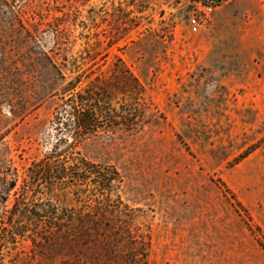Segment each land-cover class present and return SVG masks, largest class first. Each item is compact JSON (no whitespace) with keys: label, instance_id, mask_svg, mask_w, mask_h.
Wrapping results in <instances>:
<instances>
[{"label":"rangeland","instance_id":"obj_1","mask_svg":"<svg viewBox=\"0 0 264 264\" xmlns=\"http://www.w3.org/2000/svg\"><path fill=\"white\" fill-rule=\"evenodd\" d=\"M201 1L0 0L1 176L75 136L56 121L71 94L144 116L79 137L122 178L112 227L85 246L25 242L18 264H264V0L207 16ZM81 194L50 198L79 216L94 208Z\"/></svg>","mask_w":264,"mask_h":264},{"label":"trees","instance_id":"obj_2","mask_svg":"<svg viewBox=\"0 0 264 264\" xmlns=\"http://www.w3.org/2000/svg\"><path fill=\"white\" fill-rule=\"evenodd\" d=\"M137 86L141 96L139 81ZM71 95L56 121L59 132L75 136L71 140L60 138L51 152L28 168L21 181L18 172L0 174V264H18L20 247L28 241L40 248L59 242L85 246L102 236L103 229L112 227L105 214L119 208L114 193L122 183L120 173L114 166L85 159L76 148L79 137L101 130H137L144 120L143 112L138 101L132 109L122 106L116 110L106 103L108 94L104 91ZM91 101L95 106H88ZM68 186L82 192L80 201L94 208L79 216L74 210L61 209L50 195ZM117 200L121 203L118 195Z\"/></svg>","mask_w":264,"mask_h":264},{"label":"built area","instance_id":"obj_3","mask_svg":"<svg viewBox=\"0 0 264 264\" xmlns=\"http://www.w3.org/2000/svg\"><path fill=\"white\" fill-rule=\"evenodd\" d=\"M226 1L227 0H202L200 3L201 7L199 8V12L204 16L210 15L215 9L220 7ZM192 26L194 30H197L200 26V22L197 17L192 19Z\"/></svg>","mask_w":264,"mask_h":264}]
</instances>
